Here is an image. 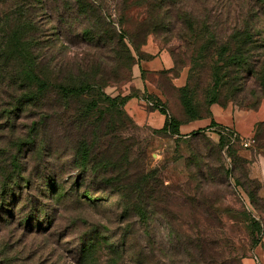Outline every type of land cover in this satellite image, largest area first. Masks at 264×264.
Masks as SVG:
<instances>
[{
    "label": "rangeland",
    "instance_id": "1",
    "mask_svg": "<svg viewBox=\"0 0 264 264\" xmlns=\"http://www.w3.org/2000/svg\"><path fill=\"white\" fill-rule=\"evenodd\" d=\"M31 1L33 37L43 45L47 67L53 66L56 57L73 60L99 53L76 36L77 0ZM89 2L95 15L105 18L117 33L124 15L126 27L134 34V39L125 40L133 57L131 66L126 67L122 56L113 66L109 63L103 92L110 98L132 97L135 104L148 109L140 97L152 94L169 114L181 118L179 89L188 86L198 114L215 104L243 111L259 107L263 97L253 92L258 83L251 71H197L194 33L174 27L175 19L192 15L199 25L212 18L230 29L242 16L238 2L166 0L148 12L141 0ZM13 4L14 0L0 3V10L10 13ZM166 19L171 20L173 32ZM145 31H149L146 36ZM115 50L122 53L121 47ZM107 55L111 59L113 54ZM44 107V118L25 108L24 113L10 115L9 127L2 119L0 165L6 163L8 171L11 160L20 161L19 181H29L19 194L24 211L33 201L29 196L38 197L42 191V177L34 169L40 162L46 166L44 173L56 180L57 191L63 189L65 195L57 202L44 199L43 213L49 218L40 228H24L17 220L8 223L10 208L0 211V264H83L82 243L91 241L97 242L91 264H261V184L251 179L245 161L233 160L218 136L209 132L171 136L137 125L125 106L120 107L122 114L110 107L101 116L95 114L100 117L95 132L86 124L72 129L65 126L61 112L56 117L62 107L56 96L46 99ZM40 117L46 128L38 131L36 141L47 149L45 154L32 155L30 129ZM259 137L264 148V128ZM84 144L95 156L94 172L91 160L86 167L80 160ZM233 146L238 155V146ZM102 159L108 161L109 169H104ZM110 177H115L112 188L105 182Z\"/></svg>",
    "mask_w": 264,
    "mask_h": 264
},
{
    "label": "trees",
    "instance_id": "2",
    "mask_svg": "<svg viewBox=\"0 0 264 264\" xmlns=\"http://www.w3.org/2000/svg\"><path fill=\"white\" fill-rule=\"evenodd\" d=\"M141 1L148 12L149 9L152 10L164 5L166 0ZM168 1L173 2V0ZM234 1L241 4L242 16L238 23L230 29H223L220 22L212 18L210 19L213 22L203 20L204 23L199 25L192 15L175 19L174 27H179L185 34L191 31L194 33L195 42L197 41L198 44L195 52L196 63L194 64L197 71L198 68L201 71L203 69L206 71H251L250 76L258 83L253 92L262 94L261 97L264 98V0ZM6 2L7 0H0L2 4ZM31 2V0H14L12 12L7 13V11L0 10V102H2L0 129L5 126L2 121L3 118L6 119V127H9L10 115L15 111L24 113V109L28 108L41 115L43 108H45L46 99L49 100L50 96H56L62 106V109L56 111V117L61 112V117L66 121V127L74 129L77 125L86 124L90 130L95 132L100 124L99 116L109 112V107L122 114L124 112L120 107L123 108L132 99V97L120 98V96L112 99L103 90L106 82H108L106 75L109 63L113 66L121 56L126 67H130L133 63V57L125 40L134 39V34L129 31L130 27H126L124 15H121L119 33H117L109 25V22H105V18L95 15V8L89 0H77L75 20H78L79 23V27L76 28L79 35L76 36L99 53L86 54L83 58L73 60L56 57L53 60V66L47 67L46 54L42 53L43 45L33 37L36 28L32 20L35 11L31 9ZM166 22H169L170 31L173 32L171 20L166 19ZM146 27L147 23L143 24L141 28L146 29ZM147 32L149 31L144 32V36L147 35ZM131 43L134 48L138 47L135 42L131 41ZM115 47H121L122 53L116 51ZM109 51L113 54L111 59L107 55ZM193 71L196 70L193 69ZM187 91L188 86L179 89L181 118L169 114L162 102L158 101L159 99L152 94L143 93L140 98L146 101L148 110H158L165 116V124L159 130L160 132L178 137H191L203 132L210 134L212 132L221 141H224L225 147L231 151L232 156L234 155V161H245L249 165L248 161L239 155V150L244 148L241 144L243 139L238 134L234 138L233 133L235 131L233 128L218 127L212 122L207 130L197 131L188 136L179 134V126L182 123L210 116V106L204 110L203 114H198ZM263 98H260L259 101H262ZM4 100L9 101L4 102ZM42 115L44 118L45 113ZM33 124L36 126L30 129L31 146L34 149L32 155L37 152L45 154L47 147L42 142L36 141L38 131H43L46 128L42 117L38 123ZM262 128H264V123H259L252 139L257 150L263 149L259 145L261 141L259 130L262 131ZM104 129L107 133L109 125ZM234 144L238 146V155L234 152ZM79 154L81 162L86 163L85 167L89 165L91 160V172L96 171V164L93 163L95 156L92 155L87 145H81ZM101 162H103L104 169H109L108 161L102 159ZM4 166L8 165L6 163L0 165V211L3 213L7 211V208H10L8 223L17 220V223L24 228H40L42 221H48L49 218L46 213H43L47 205V203H43L44 199L53 202L61 201L65 191L63 189L60 190V193L57 191L60 187L56 185V180L44 173L46 166L40 162L35 165L34 169L38 173L37 176L42 177L44 183L43 186L41 185L42 191L38 193V197L29 196L33 201H30V206L24 211L19 203V194L24 190V184L29 185V181L24 179L22 184L19 181L21 178L18 171L22 165H20L19 160L14 158L13 163L11 160V169L7 171ZM16 173L18 174L15 181ZM114 181L115 177H110L105 182L109 183L112 188ZM139 188L140 182L138 180L136 189ZM33 191L34 185L31 186V192ZM23 212H25V216L21 215ZM13 214L17 216L13 217ZM82 244L81 262L91 264L90 257L97 242H83ZM113 248L114 246L109 244V250Z\"/></svg>",
    "mask_w": 264,
    "mask_h": 264
},
{
    "label": "crops",
    "instance_id": "3",
    "mask_svg": "<svg viewBox=\"0 0 264 264\" xmlns=\"http://www.w3.org/2000/svg\"><path fill=\"white\" fill-rule=\"evenodd\" d=\"M125 111L140 126H149L160 130L165 124L166 118L158 110L151 111L139 107L132 99L125 105ZM209 111V117L182 123L179 126V134L188 136L197 131L207 130L211 123L214 122L218 127L233 128L241 139L252 140L256 133V126L259 123H264V98L256 110L243 111L231 105L225 108L213 105ZM211 134L216 135L212 132ZM239 155L248 161L250 177L260 182L262 188L260 194L264 197V148L257 150L252 145L250 148L240 149ZM261 251L259 256L261 264H264V253H261Z\"/></svg>",
    "mask_w": 264,
    "mask_h": 264
},
{
    "label": "built area",
    "instance_id": "4",
    "mask_svg": "<svg viewBox=\"0 0 264 264\" xmlns=\"http://www.w3.org/2000/svg\"><path fill=\"white\" fill-rule=\"evenodd\" d=\"M233 136H234V138L237 136V133L236 132H234L233 133ZM253 140H245V139H243L242 141H241V144H242V146L244 147V148H250L252 145H253Z\"/></svg>",
    "mask_w": 264,
    "mask_h": 264
}]
</instances>
